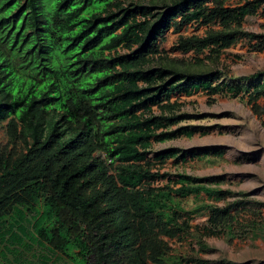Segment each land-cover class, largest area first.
<instances>
[{
    "label": "trees",
    "instance_id": "16d2710c",
    "mask_svg": "<svg viewBox=\"0 0 264 264\" xmlns=\"http://www.w3.org/2000/svg\"><path fill=\"white\" fill-rule=\"evenodd\" d=\"M6 1L0 13L14 18L0 15V124L8 119L7 145L0 150V262L199 264L170 256L165 238L244 236L231 212L246 207L241 201L191 210L173 205V196L230 195L211 187L216 177L179 174L175 190L145 187L162 177L155 166L185 157L168 149L149 161L144 150L152 139L201 130L177 126L190 118L171 102L179 93L244 96L264 119L257 104L264 99V72L229 84L220 81L221 72L151 64L161 54L162 35L191 22L223 30L180 36L177 48L219 53L248 35L239 29L246 16L260 9L264 17V0L236 7L223 0H174L159 12L135 0ZM256 36L251 49L263 51L264 35ZM18 142L22 150L8 149ZM202 210L207 219L192 233L190 221Z\"/></svg>",
    "mask_w": 264,
    "mask_h": 264
},
{
    "label": "rangeland",
    "instance_id": "374dc122",
    "mask_svg": "<svg viewBox=\"0 0 264 264\" xmlns=\"http://www.w3.org/2000/svg\"><path fill=\"white\" fill-rule=\"evenodd\" d=\"M171 1L173 0H135L139 5L145 6ZM223 1L225 7H236L253 0ZM239 29L248 35L239 36L234 44L221 49L219 53H214L211 48L199 53L193 49L182 52L177 48L180 36L204 38L210 30L222 31L219 24L207 26L191 22L183 25L178 32L170 29L164 33L162 41L159 40L162 52L152 61L151 67L174 66L197 74L221 72L223 75L220 76V81L240 83L235 78L264 72V50L251 49L259 40L256 35H264V17L257 13L248 15ZM171 102L177 103L178 114L190 116L177 126H195L201 127V130L190 137L179 136L160 143L152 141L148 148L149 159L154 153L168 149H175L185 158L168 159L161 167L160 173L171 178L145 182L144 185L163 188L170 186L175 189L180 187L174 183V176L178 174L192 178L216 177L217 183L211 187L229 192L230 195L220 200H211L204 193H201L200 199H195L193 195L184 198L173 196V205L178 204L184 210H191L198 206L201 209L205 205L224 207L241 201L242 206L246 207L235 206L231 211L233 214L237 213L235 216L240 225L236 228L244 233L243 237L198 238L193 235L180 242L165 240L171 248L170 256L194 257L202 262L199 264H264V119L253 113L244 96L217 94L210 97L197 91L188 96L183 93L174 95ZM257 104L264 108V99L260 98ZM151 109L154 115L160 114L157 107ZM4 125L5 122L0 124V150L7 145ZM12 147L16 151L22 148L19 142L15 146H8V149ZM202 212L204 211L196 213L190 221L192 233H196L194 227L204 225L207 219Z\"/></svg>",
    "mask_w": 264,
    "mask_h": 264
},
{
    "label": "clouds",
    "instance_id": "9594fccd",
    "mask_svg": "<svg viewBox=\"0 0 264 264\" xmlns=\"http://www.w3.org/2000/svg\"><path fill=\"white\" fill-rule=\"evenodd\" d=\"M47 1L48 0H37V4L38 5H45L46 3H47ZM174 1V0H173ZM173 1H171V2H167V3H165V5H168V4H170V3H172ZM162 4H164V3H161V4H155V5H150V6H145V5H143V6H145V7H155V12H159V11H161V7H162ZM7 6V1L6 0H0V11H3L4 9H5V7ZM53 8V3H52V5H51V9ZM260 12H261V10H259ZM260 12L258 13L257 11L255 12V13H257L258 15H260ZM3 14H7L6 15V18H4V19H9V18H14V15L13 14H8V13H5V12H1L0 13V15H3ZM151 20V19H150ZM176 20H179V18H177ZM182 28V27H181ZM170 29H172V28H170ZM170 29H168V30H170ZM167 30V31H168ZM174 29H172V31H173ZM7 37H8V35H7ZM164 38V34L162 35V39ZM162 39H159V40H161L162 41ZM159 45V44H158ZM159 49H160V47H159ZM160 51H161V49H160ZM124 53L126 52V51H123ZM122 52V53H123ZM162 52V51H161ZM13 68H14V66H13ZM153 107H156V106H153ZM7 121H8V119H6V120H4L2 123H4L5 122V125H4V127H5V131H6V125H7ZM7 134V133H6ZM152 141H154L153 139L150 141V144H151V142ZM169 141V140H168ZM154 142H156V141H154ZM160 143V142H159ZM21 144V143H20ZM21 147H22V144H21ZM150 147V145L148 146V148ZM148 148H146V150H144V151H146L147 153H146V155H145V158H146V160H149V161H152L153 159H154V157H155V154L156 153H154L153 154V157L151 158V159H149V157H147V154H149V151H148ZM20 150H22V148L20 149ZM20 150H18V151H20ZM164 152V151H163ZM159 153V152H158ZM172 159V158H171ZM107 162L108 163H110L111 162V160L110 159H108L107 160ZM119 162L118 161H116V164H118ZM163 167V166H162ZM156 171H158L159 172V174L160 175H162V177L160 178V179H157L156 181H158V180H162L163 178H171L170 176H167L166 174H161L160 173V169H161V167H158V166H155V168H154ZM153 171V170H152ZM153 172H155V171H153ZM179 175V174H178ZM182 175V174H181ZM175 178H176V176H174ZM153 182H155V181H153ZM145 183V182H144ZM147 183V182H146ZM148 183H150V182H148ZM174 183H175V180H174ZM175 184H178V183H175ZM144 185V184H143ZM180 185V184H179ZM152 185H150V187H151ZM146 187V186H145ZM152 188H162L163 190H167V189H171V190H175V189H177V188H175V189H173V188H171L170 186H166L165 188H163V187H152ZM179 188V187H178ZM165 240H168V239H166L165 238Z\"/></svg>",
    "mask_w": 264,
    "mask_h": 264
}]
</instances>
